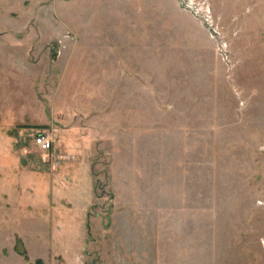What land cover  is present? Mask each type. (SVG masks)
<instances>
[{"label":"rangeland","instance_id":"obj_1","mask_svg":"<svg viewBox=\"0 0 264 264\" xmlns=\"http://www.w3.org/2000/svg\"><path fill=\"white\" fill-rule=\"evenodd\" d=\"M0 264H264V0H0Z\"/></svg>","mask_w":264,"mask_h":264},{"label":"built area","instance_id":"obj_2","mask_svg":"<svg viewBox=\"0 0 264 264\" xmlns=\"http://www.w3.org/2000/svg\"><path fill=\"white\" fill-rule=\"evenodd\" d=\"M35 145L42 151H50L52 149V140L45 135H38L35 138Z\"/></svg>","mask_w":264,"mask_h":264}]
</instances>
